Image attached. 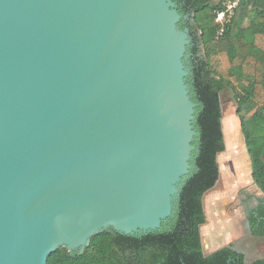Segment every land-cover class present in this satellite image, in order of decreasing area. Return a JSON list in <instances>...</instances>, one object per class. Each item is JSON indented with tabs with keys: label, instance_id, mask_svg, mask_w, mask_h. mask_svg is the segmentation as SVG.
<instances>
[{
	"label": "water",
	"instance_id": "water-1",
	"mask_svg": "<svg viewBox=\"0 0 264 264\" xmlns=\"http://www.w3.org/2000/svg\"><path fill=\"white\" fill-rule=\"evenodd\" d=\"M182 19L173 0H0V264L163 229L196 149Z\"/></svg>",
	"mask_w": 264,
	"mask_h": 264
},
{
	"label": "trees",
	"instance_id": "trees-1",
	"mask_svg": "<svg viewBox=\"0 0 264 264\" xmlns=\"http://www.w3.org/2000/svg\"><path fill=\"white\" fill-rule=\"evenodd\" d=\"M173 1L183 15L179 25L188 26L192 36L187 82L198 104L193 170L175 202V216L162 230L144 234L101 231L83 252L62 246L47 264H249L232 244L206 254L202 238L208 221L205 196L220 179L218 158L226 150L221 95L227 89L236 103L253 182L263 193L247 209V220L251 234L264 237V0ZM234 1L233 15L217 23L218 12ZM250 264H264V258Z\"/></svg>",
	"mask_w": 264,
	"mask_h": 264
},
{
	"label": "rangeland",
	"instance_id": "rangeland-1",
	"mask_svg": "<svg viewBox=\"0 0 264 264\" xmlns=\"http://www.w3.org/2000/svg\"><path fill=\"white\" fill-rule=\"evenodd\" d=\"M221 101L224 118L232 119L237 116L236 103L231 90L222 92ZM241 134L246 147L244 135ZM230 176L233 177V173L227 163L220 175L218 185L205 196L208 221L203 226L202 238L204 237L203 240L208 243V247L204 251L208 254L214 248L232 244L245 253L248 262L263 258L264 237L252 236L246 215L247 209L254 205L263 193L255 184L251 183V186L244 185L245 183L238 184L231 180ZM213 240H216L213 242L214 245Z\"/></svg>",
	"mask_w": 264,
	"mask_h": 264
},
{
	"label": "crops",
	"instance_id": "crops-1",
	"mask_svg": "<svg viewBox=\"0 0 264 264\" xmlns=\"http://www.w3.org/2000/svg\"><path fill=\"white\" fill-rule=\"evenodd\" d=\"M246 22L245 25H247ZM223 130L226 141V150L223 153H221L218 158L221 168V174L224 171L225 164L228 163L230 165L231 173H233V177H234L233 178L230 176V179L233 180L235 183L238 184L245 183L244 185L251 186V183L254 184L252 178L251 160H250V156H248L249 154L247 155V148L244 146V143L242 141L243 138L241 134L242 131H241V123L239 117L234 116L232 117V119L231 118L227 119L223 117ZM217 185L218 182L216 186ZM205 209H206V202H205ZM203 226H202V232L204 229ZM249 228H250V224H249ZM215 241L216 240L212 241L213 245H214L213 242ZM203 245H204V249H207L208 243L206 244V241L204 240H203ZM213 245H209V246L212 247ZM218 248L220 247L214 248L213 250H211V252L215 251Z\"/></svg>",
	"mask_w": 264,
	"mask_h": 264
},
{
	"label": "built area",
	"instance_id": "built-area-1",
	"mask_svg": "<svg viewBox=\"0 0 264 264\" xmlns=\"http://www.w3.org/2000/svg\"><path fill=\"white\" fill-rule=\"evenodd\" d=\"M237 5V1L228 2L226 4V8L218 12L216 17V22L220 24H224L228 18H230L234 13V8ZM224 32V28L221 27L219 33L222 34Z\"/></svg>",
	"mask_w": 264,
	"mask_h": 264
},
{
	"label": "flooded vegetation",
	"instance_id": "flooded-vegetation-1",
	"mask_svg": "<svg viewBox=\"0 0 264 264\" xmlns=\"http://www.w3.org/2000/svg\"><path fill=\"white\" fill-rule=\"evenodd\" d=\"M185 20L187 21L188 20V16H185ZM185 29H189L190 30V28L188 27V26H186L185 27ZM192 43V42H191ZM190 48V47H189ZM191 57H192V54H191V51L188 49V51H187V54H186V57H185V63H186V66H187V68L189 69V71H190V75H191V73H192V67H191V64H190V59H191ZM189 75V76H190ZM179 197V196H178ZM177 197V198H178ZM177 200V199H176ZM176 202V201H175ZM252 207V206H251ZM175 203H174V210H173V214H172V216L171 217H169L168 218V220H167V223H170V221H171V218H173L175 215ZM247 215V214H246ZM235 247V246H234Z\"/></svg>",
	"mask_w": 264,
	"mask_h": 264
}]
</instances>
